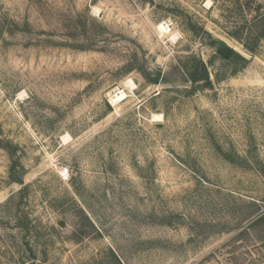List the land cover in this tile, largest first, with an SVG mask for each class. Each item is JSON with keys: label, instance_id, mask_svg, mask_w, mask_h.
Segmentation results:
<instances>
[{"label": "rangeland", "instance_id": "obj_1", "mask_svg": "<svg viewBox=\"0 0 264 264\" xmlns=\"http://www.w3.org/2000/svg\"><path fill=\"white\" fill-rule=\"evenodd\" d=\"M0 264H264V0H0Z\"/></svg>", "mask_w": 264, "mask_h": 264}, {"label": "bare ground", "instance_id": "obj_2", "mask_svg": "<svg viewBox=\"0 0 264 264\" xmlns=\"http://www.w3.org/2000/svg\"><path fill=\"white\" fill-rule=\"evenodd\" d=\"M209 5H211V1H209L208 3ZM95 11V10H94ZM97 11V10H96ZM95 11V12H96ZM158 30L163 34L166 35L169 33L168 27L166 26L165 23H160L158 25ZM175 35V34H174ZM172 37V36H171ZM176 39V36H173V40ZM128 85L131 88L135 87L134 82L130 79L128 80ZM117 89V88H116ZM127 94L124 91H116L113 95L110 96V102L111 105L114 107H118L122 102H124L127 99ZM162 120V116L161 115H155L154 116V121H161ZM70 139V136H67L64 138L65 142H67Z\"/></svg>", "mask_w": 264, "mask_h": 264}, {"label": "water", "instance_id": "obj_3", "mask_svg": "<svg viewBox=\"0 0 264 264\" xmlns=\"http://www.w3.org/2000/svg\"><path fill=\"white\" fill-rule=\"evenodd\" d=\"M218 54L224 59L229 60L235 54V50L225 43H221L217 50ZM204 70V67H203Z\"/></svg>", "mask_w": 264, "mask_h": 264}, {"label": "built area", "instance_id": "obj_4", "mask_svg": "<svg viewBox=\"0 0 264 264\" xmlns=\"http://www.w3.org/2000/svg\"><path fill=\"white\" fill-rule=\"evenodd\" d=\"M61 176H62V178L68 180L69 179V169L67 168V169L63 170V172L61 173Z\"/></svg>", "mask_w": 264, "mask_h": 264}]
</instances>
